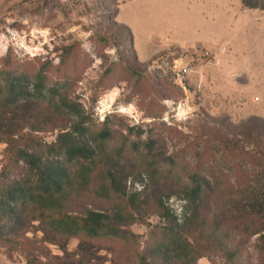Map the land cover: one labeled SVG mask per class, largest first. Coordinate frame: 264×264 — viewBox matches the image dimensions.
Segmentation results:
<instances>
[{
	"label": "rangeland",
	"instance_id": "1",
	"mask_svg": "<svg viewBox=\"0 0 264 264\" xmlns=\"http://www.w3.org/2000/svg\"><path fill=\"white\" fill-rule=\"evenodd\" d=\"M118 2L0 0V79L45 69L73 108L0 109V195L33 180L22 154L52 161L46 146L81 117L97 154L84 168L54 159L71 177L59 211L132 237L47 235L39 211L2 199L0 264H264V11ZM194 175L209 189L188 200Z\"/></svg>",
	"mask_w": 264,
	"mask_h": 264
},
{
	"label": "trees",
	"instance_id": "2",
	"mask_svg": "<svg viewBox=\"0 0 264 264\" xmlns=\"http://www.w3.org/2000/svg\"><path fill=\"white\" fill-rule=\"evenodd\" d=\"M118 1L112 0L114 3H119ZM122 1L125 2L126 0ZM241 2L248 9L264 11V0H241ZM44 72L45 69H42L38 73L35 77V83H32L24 75L6 74L4 78L0 79V109H7L16 105L21 99L29 98L37 101H48L50 105L73 111L67 99L62 97L58 99L59 104H55V98H58L56 96L57 91L47 87ZM30 87H32V93L28 92ZM78 119V124L71 131L60 134L57 141L47 145L45 149L54 159L63 158L64 164H75L84 168V163L91 162L97 151L87 140L88 131L83 126L81 117ZM3 131L0 129L1 133ZM102 138L103 140L109 139L108 133L103 134ZM21 158L29 165L33 180L31 179L24 186L20 185L2 193L0 195V209L2 208V199H6L10 207L17 206L21 202L24 206L39 211V221L44 227V232L54 237L76 238L80 235L89 238H98L101 235L115 239L132 237L129 232L107 226L108 218L103 214L91 212L86 218H78L59 211L60 197L70 186L71 178L63 163H55L54 159L48 162L38 155H29L28 153L22 154ZM147 173L153 180L166 177V172L154 164L147 166ZM184 189L186 199L198 198L204 190L209 189V182L194 175L191 177V183ZM160 207L165 211L164 217L168 219V210L162 202ZM173 221L177 225V219L173 217Z\"/></svg>",
	"mask_w": 264,
	"mask_h": 264
},
{
	"label": "crops",
	"instance_id": "3",
	"mask_svg": "<svg viewBox=\"0 0 264 264\" xmlns=\"http://www.w3.org/2000/svg\"><path fill=\"white\" fill-rule=\"evenodd\" d=\"M126 25H127V27L131 28L132 31H133V27H132V26H130L129 24H126ZM133 33H134V31H133ZM134 34H135V33H134Z\"/></svg>",
	"mask_w": 264,
	"mask_h": 264
},
{
	"label": "water",
	"instance_id": "4",
	"mask_svg": "<svg viewBox=\"0 0 264 264\" xmlns=\"http://www.w3.org/2000/svg\"><path fill=\"white\" fill-rule=\"evenodd\" d=\"M238 82H239V84H244L245 83L243 80H239Z\"/></svg>",
	"mask_w": 264,
	"mask_h": 264
},
{
	"label": "bare ground",
	"instance_id": "5",
	"mask_svg": "<svg viewBox=\"0 0 264 264\" xmlns=\"http://www.w3.org/2000/svg\"><path fill=\"white\" fill-rule=\"evenodd\" d=\"M122 112H125V110H122Z\"/></svg>",
	"mask_w": 264,
	"mask_h": 264
}]
</instances>
